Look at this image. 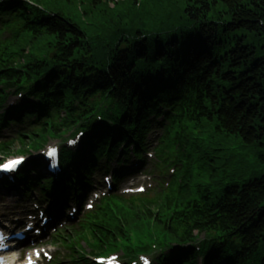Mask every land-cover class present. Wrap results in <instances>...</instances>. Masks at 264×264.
<instances>
[{
    "label": "trees",
    "instance_id": "trees-1",
    "mask_svg": "<svg viewBox=\"0 0 264 264\" xmlns=\"http://www.w3.org/2000/svg\"><path fill=\"white\" fill-rule=\"evenodd\" d=\"M32 1L44 11L24 4L27 27L1 62L0 86L46 74L41 86L55 90L58 114L22 138L21 148L36 150L80 127L106 98L119 100L131 128L146 97L158 91L190 100L193 90L192 119L197 134L208 135L193 144L181 124L203 171L185 180L177 200L122 201L124 227L104 209L86 236L110 248L128 231L177 246L207 234L235 244V263L253 256L264 264V0H142L138 8L136 0ZM159 63L164 68L154 81ZM102 139L90 138L87 149ZM230 145L240 146L241 156ZM247 155L255 156V166ZM192 183L201 196L193 206Z\"/></svg>",
    "mask_w": 264,
    "mask_h": 264
},
{
    "label": "snow or ice",
    "instance_id": "snow-or-ice-1",
    "mask_svg": "<svg viewBox=\"0 0 264 264\" xmlns=\"http://www.w3.org/2000/svg\"><path fill=\"white\" fill-rule=\"evenodd\" d=\"M3 167L7 168V165H5V166H3Z\"/></svg>",
    "mask_w": 264,
    "mask_h": 264
},
{
    "label": "bare ground",
    "instance_id": "bare-ground-1",
    "mask_svg": "<svg viewBox=\"0 0 264 264\" xmlns=\"http://www.w3.org/2000/svg\"><path fill=\"white\" fill-rule=\"evenodd\" d=\"M104 133V132H103Z\"/></svg>",
    "mask_w": 264,
    "mask_h": 264
}]
</instances>
